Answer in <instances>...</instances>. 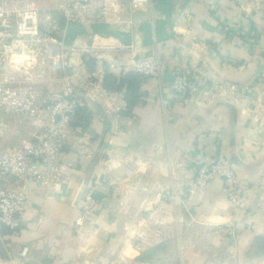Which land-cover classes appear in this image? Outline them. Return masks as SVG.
Returning <instances> with one entry per match:
<instances>
[{
    "label": "crops",
    "instance_id": "obj_1",
    "mask_svg": "<svg viewBox=\"0 0 264 264\" xmlns=\"http://www.w3.org/2000/svg\"><path fill=\"white\" fill-rule=\"evenodd\" d=\"M252 5V0H152L150 7L123 15L134 22L130 33L112 24L96 26L126 43L139 39L140 57H157L168 70L195 66L208 81L252 83L264 94V10L252 11ZM112 58L120 64L125 57ZM109 62L99 65L107 70ZM171 75L143 82L131 116L114 120L100 104L92 107L81 128L91 130L90 137L64 157L73 165L69 179L53 192L32 195L21 215L22 231L5 237L11 251L30 246L24 264H52L56 258L67 264H114L117 258L122 261L116 264L125 258L129 264H163L169 258L179 264H264V101L248 98L246 107L181 104L170 89ZM10 127L9 145L17 141L14 124ZM220 152L235 167L240 193L250 204L244 213L232 209L219 179L202 194L189 192L198 168ZM124 184L132 188V201H123ZM86 187L94 189L98 206L79 234L75 221ZM160 193L179 200H159ZM140 195L149 197L147 210L168 207L182 215L172 237L128 240L125 229L138 231L141 224L125 214L145 210ZM144 252L147 260L139 261Z\"/></svg>",
    "mask_w": 264,
    "mask_h": 264
},
{
    "label": "built area",
    "instance_id": "obj_2",
    "mask_svg": "<svg viewBox=\"0 0 264 264\" xmlns=\"http://www.w3.org/2000/svg\"><path fill=\"white\" fill-rule=\"evenodd\" d=\"M128 1L126 6L116 0L117 11L112 13L107 0H55L49 7H38L35 0H0V141L10 133V123L17 137L14 144L0 149V264L28 261L30 246L23 244L19 251H11L5 237L22 231L21 215L32 195L53 192L61 181L69 179L73 165L64 161L66 152L79 148L91 135V130L83 132L74 126L77 112H90L100 104L105 114L116 120L128 111L125 93L103 86L107 72H133L145 81L160 80L169 71L170 89L177 102L194 100L202 108L218 103L246 107L248 98L259 105L264 101L263 91L252 83L208 81L195 66L185 64L168 70L157 57H140L139 39L126 43L116 35L92 30L106 23L132 32L133 20L123 15L150 7L152 0ZM252 1V11L264 10V0ZM72 24L89 29L88 35L69 43L67 32ZM120 54L125 58L117 64L112 57ZM108 59L111 62L104 70L99 62ZM89 60L96 61L93 72L85 68ZM261 81L264 85V75ZM217 179L222 181L232 209L246 212L250 204L240 193L236 169L223 152L198 168L189 185L190 194L204 193ZM96 197L93 188L81 191L75 221L79 234L98 206ZM158 199L173 198L160 193ZM52 264L67 263L56 258Z\"/></svg>",
    "mask_w": 264,
    "mask_h": 264
},
{
    "label": "rangeland",
    "instance_id": "obj_3",
    "mask_svg": "<svg viewBox=\"0 0 264 264\" xmlns=\"http://www.w3.org/2000/svg\"><path fill=\"white\" fill-rule=\"evenodd\" d=\"M35 3L37 4L38 7H49L55 3V0H35ZM57 17H58V21H60L61 17L60 16H57ZM11 135L12 133L11 134L9 133L3 140L0 141V149L9 145L8 143H9V139ZM12 142L13 141L11 140V143ZM126 188L128 189H132V188L131 186L126 185L122 189L123 193L125 194L129 193V195L122 196L125 198L124 200L125 202H129V201H132L133 193L131 192V190L126 191ZM139 199H140V204H141L142 209H145V210H141L138 213L137 212L136 213L127 212L125 214L126 217H128L129 219L131 217L133 218V216L135 217L136 219L135 222H136L137 227L138 225L141 224V226L138 227L139 228L138 231L136 230V227L134 226L131 227V225H129V227L125 229L126 230L125 233L127 235L128 240L131 242V240H135L139 238L143 242L153 243V241L158 240L160 237H172L175 234V231L177 230L174 228L173 224L175 223V221L181 220L183 218L182 215L177 214L179 216L176 217L174 215L176 213H174L173 210H170V208L168 207L158 209L155 212L151 210H147L146 207L149 202L148 195H140ZM172 200L170 202H176V200H179V199H176L175 201H172ZM159 202L161 201H158V203ZM195 235H197V232H195ZM152 238L153 240H151ZM121 261L122 260L120 258H117V261H114V264H116L117 262H121ZM122 263L129 264L126 258L123 260ZM163 264H179V261L171 260V258H169V260H167V262Z\"/></svg>",
    "mask_w": 264,
    "mask_h": 264
},
{
    "label": "trees",
    "instance_id": "obj_4",
    "mask_svg": "<svg viewBox=\"0 0 264 264\" xmlns=\"http://www.w3.org/2000/svg\"><path fill=\"white\" fill-rule=\"evenodd\" d=\"M61 25H64L63 21L60 22ZM85 29L81 25L72 24L67 32V41L72 43V41L79 35L85 34ZM93 31L98 33L107 34L105 27L103 26H94ZM85 68L89 72L96 70V61L89 60L85 62ZM143 78L133 72H122V71H113L107 72L104 76L103 86L108 90L123 91L125 93L126 101L128 104V111L123 113L124 116H131L133 109L137 106L140 101V91L143 84ZM90 119L89 112L86 110H79L75 117L74 126L77 129L83 128ZM147 252L141 254L138 258L139 261L147 260Z\"/></svg>",
    "mask_w": 264,
    "mask_h": 264
},
{
    "label": "bare ground",
    "instance_id": "obj_5",
    "mask_svg": "<svg viewBox=\"0 0 264 264\" xmlns=\"http://www.w3.org/2000/svg\"><path fill=\"white\" fill-rule=\"evenodd\" d=\"M107 6L109 12H116L117 11V3L116 0H107Z\"/></svg>",
    "mask_w": 264,
    "mask_h": 264
},
{
    "label": "water",
    "instance_id": "obj_6",
    "mask_svg": "<svg viewBox=\"0 0 264 264\" xmlns=\"http://www.w3.org/2000/svg\"><path fill=\"white\" fill-rule=\"evenodd\" d=\"M80 197H81V194H80ZM79 200H80V198H79Z\"/></svg>",
    "mask_w": 264,
    "mask_h": 264
}]
</instances>
